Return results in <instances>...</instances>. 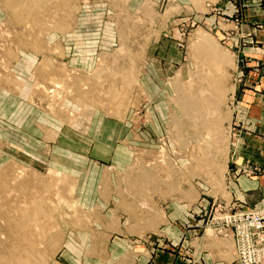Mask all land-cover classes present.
Returning <instances> with one entry per match:
<instances>
[{"label":"rangeland","instance_id":"374dc122","mask_svg":"<svg viewBox=\"0 0 264 264\" xmlns=\"http://www.w3.org/2000/svg\"><path fill=\"white\" fill-rule=\"evenodd\" d=\"M14 1L0 0V184L7 185L1 188L6 193L0 189V240L15 235L6 221L24 206L11 183L24 170L18 183L45 180L46 195L55 202L64 196L63 205L73 198L79 209L69 215L64 208L61 216L43 219L46 255L38 264H123L129 258L123 250L111 254V238L159 243L154 233L163 234L168 216L183 207H190L188 224L196 238L206 232L212 239L205 254L219 252L228 264L232 241L217 239L210 222L217 205L231 200L226 181L245 58L255 60L252 70L264 67L258 59L264 57V0H230V9L219 0H26V11L14 9ZM204 35L228 60L211 57L202 46ZM210 96L220 102L203 108L214 109L212 120L220 125L201 122L208 133L222 136L225 168L220 158L213 166L201 160L200 146H214L211 136L197 134L181 105ZM39 113L50 123L47 128L31 121ZM41 130L45 146L37 142ZM111 166L106 195L107 177L98 190V176L104 168L110 174ZM88 169L97 176L85 179L77 199V181L69 173ZM4 240L0 257L10 258ZM170 246L179 249L181 264H211L194 247L189 253Z\"/></svg>","mask_w":264,"mask_h":264},{"label":"crops","instance_id":"0c3cea01","mask_svg":"<svg viewBox=\"0 0 264 264\" xmlns=\"http://www.w3.org/2000/svg\"><path fill=\"white\" fill-rule=\"evenodd\" d=\"M219 1L229 9L232 6L230 0ZM15 2L16 1H14V3ZM60 5L65 6V4ZM10 11H12V7H10ZM74 25L73 28L75 30L78 27V24ZM233 26L235 27V25L230 24V28H233ZM261 45L264 48V41H262ZM258 59L264 61V57H259ZM244 62L247 63L246 67H248V70H246L244 74V84L241 87H237V105L233 117L235 132L229 162V183L226 181V188L230 192L229 197H231V200L229 205L225 199H223L221 203L226 204L229 207L248 211L264 208V67L262 70H252L255 60L252 59L251 63H249V57H246ZM25 106L29 109L30 113L31 106ZM36 119V117H33V119L30 120L35 123L34 126H39L40 129L41 127L50 125L40 113L38 120ZM54 127L55 126H52V128ZM51 132L52 131L50 130L47 131V133ZM45 134L46 133L42 131L41 138L37 141L38 144L46 145L44 141ZM95 141L98 143V138L94 140V143ZM11 142L15 143L14 141ZM71 158L74 159V156ZM90 160L95 164L101 163L99 162V158L94 155H90ZM113 166L115 167V170H117L116 166ZM114 167L111 166L107 168V172L110 174H106V168H104L103 173L98 176V190L104 178L107 177L106 185L104 186L103 184L106 195L109 194L110 182L108 181H110L111 174L113 173L112 169ZM92 176L96 177L97 174L94 171H91V169H88L81 174H78V172L69 173L70 178L73 179L74 177L75 180L79 182V184L76 182L75 186V193L76 191L78 192L76 195L77 199H82L80 193L83 191L82 186L85 179H89ZM189 212L190 207H183L174 210L173 214L168 216V223L167 225H164L166 226L165 229H163L164 232L161 230L163 234L154 233L155 237H152L154 242L158 241L159 243L152 244L145 240L141 241L140 239L132 242L130 239H127L128 237L125 235L119 239L117 237L111 238V247H109L111 254L116 256L119 254L120 250L125 251V256L129 259L123 264H181L178 256V254H180L178 251L179 249L174 250L173 247L170 246L178 244L181 251L187 250L189 253H193L189 247H194V253L196 255H201L199 257L200 260H205L208 256L206 255L208 253L205 247L212 241V239H206V232L201 238H196L193 226L188 224V220L192 218V215ZM157 236L159 237L157 238ZM164 237L167 241L164 244H161L160 238L164 241L166 240ZM115 238L117 241H120L122 246H119L118 242L114 241ZM113 243H115V245ZM104 250L105 249H103V251ZM212 252L213 254L211 253L208 256L209 259H212L211 264H224L222 263L219 252ZM103 255H105V253H103ZM229 255L232 258L228 264H233L235 259L233 250L230 251Z\"/></svg>","mask_w":264,"mask_h":264},{"label":"bare ground","instance_id":"6f19581e","mask_svg":"<svg viewBox=\"0 0 264 264\" xmlns=\"http://www.w3.org/2000/svg\"><path fill=\"white\" fill-rule=\"evenodd\" d=\"M40 2H42V1L39 0V3ZM15 3L16 4L12 5L13 8L14 7H18V6H21L19 8L27 6V5H25L26 4V0H17ZM39 3H35L33 7L34 8H39V5H40ZM44 3H45V1H44ZM44 3L41 4L43 7H45ZM7 7H8V5H7ZM14 9H16V8H14ZM21 10H25V8H22ZM28 10H31V9H28ZM32 10H34V9H32ZM205 37L207 38V36L204 35V38ZM206 38H205V42L203 41L205 44L202 45V46L204 48L208 49V52L210 53L211 57L216 58L218 61H226V60H228V57L220 55V54H217L216 50L214 49L212 44H210L211 41H207L208 38H207V40H206ZM122 77L123 76L121 75L120 78H122ZM74 84H76V82H74ZM74 84L72 83V85H74ZM76 85H77V87H80V86H78L79 84H76ZM74 87L76 88V86H74ZM78 89L79 88H77L76 90H78ZM218 99H219L218 97L215 98V97H211V96L207 97L205 99H201V100L199 98H197V99L189 98V100L182 101L181 105H182V108L184 109V111L186 112V114H188L190 123L192 124V126L196 130L197 134L199 136H201L202 138H204L205 140H207V138H209L206 135H210L211 136L210 143H212V145H214V146L211 149L208 146H206L205 144L200 146L201 149H202V153H203V156H202L201 160L202 161L204 160L207 164L213 166V164L215 163V160L220 158L222 160V162H223V163H221L220 167H222V168L224 167L225 168L226 163H227L226 159H227L228 156H227L226 149L223 148V144H222L223 138H222V136L221 135L217 136L216 133H210V132L208 133L209 129L204 128L205 124H203L204 122H201V119H204L208 123L212 122V126H214L215 129L220 125L221 120H219V119H216L214 121L212 120V117L214 115H216V114H214L215 110L214 109L207 110V109L203 108L204 106H207V105H215V104H217L218 103ZM219 102H220V99H219ZM204 131H207V134H204ZM206 143H209V141L208 142L206 141ZM196 156H199V155H196ZM23 171L24 170H21V172L19 173L20 176H13L12 177V181H14V182L11 183V184H13L12 185L13 188L18 193L20 201L23 203V205L22 204L21 205L24 206V208H22L20 211L17 210V214H18V217L16 216L17 218L16 217L15 218H9L6 221L8 223V225H9V223L13 224V227H11V225H10V229L12 231L11 230L8 231L9 230L8 229L9 226L7 227V229H8L7 231L9 232V234L12 235L11 232H13V235L14 234L15 235L12 238H8V240L2 239V240H4L6 242V244L5 243L4 244L6 246H8V248L11 249L12 254L10 253L11 254L10 258H7V257L4 258V256L0 257V264H36V263L38 264V263H41L38 260L39 259L41 260V257H43V255H46L45 251H42V249H41L42 248L41 246H43V244H44L43 243V239H44L43 237H45V230L43 229L44 228L43 224L46 221H49V220L51 221L55 216L57 217L59 213L61 214V212H62V214H63V210H65L66 208H68V210L66 209V212L68 211L69 215H73L75 212H77L79 210V209L77 210L76 202L73 200V198H71V200H68V202L66 201L65 204L63 205V204H61L62 203L61 200L64 198L63 195H62L63 198L61 196L62 199L60 198L61 200H58L56 202L53 200V198H52L53 196L51 197L49 195H46L45 194V193H47L46 192L47 191L46 185L48 183L45 180L40 181L37 185L36 184L35 185L31 184L30 180H29L30 184H28V185H26L25 182L22 183L21 181H20L21 183H18V181L23 178L22 177L23 176ZM7 177H9V176L7 175ZM12 181H10V182H12ZM25 181H27V183H28V180H25ZM6 187H7L6 184H0V189L1 188H6ZM9 187L10 186H8V188ZM176 189L177 188H174V190H176ZM57 191H58V188H57ZM1 192L2 193L3 192L6 193V191H2V189H1ZM1 192H0V194H1ZM60 194H62V193L60 192ZM66 195H68V194H66ZM21 197H22V199H21ZM58 197L56 198L54 196V198H56V199H59ZM71 197H73V196L71 195ZM196 197H197V195H195V196L192 195V197H189V199L194 201V199H196ZM71 212H74V213L72 214ZM161 213L162 212L156 213V216L162 215ZM66 214L67 213H65V215ZM69 215H67L66 217H68ZM161 218H163V217H161ZM43 219H47V220L45 222H43ZM1 229H3V228H1ZM3 235H4V233H3ZM3 238H5V237H3ZM2 240H0V243H3ZM55 241H57L56 238L52 239V242H55ZM55 243H53V244H55ZM44 246H45V244H44ZM43 258H45V256ZM42 263H43V261H42Z\"/></svg>","mask_w":264,"mask_h":264},{"label":"built area","instance_id":"2783aa9c","mask_svg":"<svg viewBox=\"0 0 264 264\" xmlns=\"http://www.w3.org/2000/svg\"><path fill=\"white\" fill-rule=\"evenodd\" d=\"M211 227L216 238L231 239L233 264H264V208L241 210L218 204Z\"/></svg>","mask_w":264,"mask_h":264}]
</instances>
